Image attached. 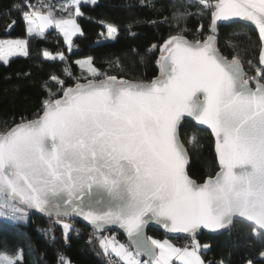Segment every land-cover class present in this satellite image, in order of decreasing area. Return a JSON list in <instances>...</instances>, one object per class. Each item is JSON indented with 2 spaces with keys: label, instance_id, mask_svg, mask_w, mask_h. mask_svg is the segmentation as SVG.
<instances>
[{
  "label": "snow or ice",
  "instance_id": "snow-or-ice-1",
  "mask_svg": "<svg viewBox=\"0 0 264 264\" xmlns=\"http://www.w3.org/2000/svg\"><path fill=\"white\" fill-rule=\"evenodd\" d=\"M198 3L211 13V34L190 42L189 30L177 24L176 34L159 46V76L150 82L118 79L99 72L90 59L78 61L91 77L86 83L64 88L52 77L62 95L49 88L35 119L0 130V213L23 218L25 208H32L49 216H82L96 230L118 225L132 238L135 252L107 237L100 245L123 264H171L173 258L204 264L195 240L189 250L145 238L148 219L175 233L225 229L239 219L255 238L264 239V69L247 76L237 55L230 60L221 55L216 35L218 21L250 22L259 34L264 65V0ZM80 4L68 0L63 10L69 17L60 19L29 0L17 10L29 36L42 37L54 26L71 47L80 32L74 18L82 15ZM116 32L107 25L109 38ZM197 32L203 34L202 26ZM25 45L24 40L0 41V61L28 55ZM43 55L55 59L47 51ZM184 117L206 126L216 140L220 171L202 184L186 172ZM197 132L187 136L189 145L198 144ZM62 227L70 231L68 223ZM140 256L149 259L141 262ZM20 258L0 254V264H17Z\"/></svg>",
  "mask_w": 264,
  "mask_h": 264
},
{
  "label": "trees",
  "instance_id": "trees-1",
  "mask_svg": "<svg viewBox=\"0 0 264 264\" xmlns=\"http://www.w3.org/2000/svg\"><path fill=\"white\" fill-rule=\"evenodd\" d=\"M29 2L36 7L41 3L52 5L51 11L57 15L69 13L60 8L56 0ZM24 3L25 0H0V39H26L28 52L26 56L10 59L8 64H0V130L14 126L13 121L35 119L48 98L49 88L62 95L59 92L61 84L52 77L63 82L64 88L87 82V72L78 65V60L90 58L99 72L115 75L118 79L147 82L158 76L159 46L176 34L177 24L189 30L186 38L192 42L210 34V11L200 10L202 6L198 0H143V6L141 0H97L91 6H81L78 23L82 33L73 37L72 48L68 50L62 36L53 30L42 37H27L23 15L17 10V6ZM107 25L114 26L117 32L113 40L100 42ZM201 26L202 35L197 32ZM217 47L229 60L237 55L243 69L249 65L248 61H252L251 67L260 68V43L250 26L241 23L220 26ZM43 51L63 54L64 60H48ZM248 74L253 77L256 73L250 70ZM194 129L198 130L199 142L192 146L187 136ZM181 140L189 152V177L196 183L213 177L219 167L209 132L186 121L181 128ZM80 226L81 235L75 237L71 231L66 233L62 225L38 215L17 218L0 213V254L19 255L17 264H59V257H63V264H103L100 247L86 236L93 231ZM115 235L125 242L121 235ZM147 235L151 239L165 238L154 228H149ZM195 239L201 246L207 245L202 251L205 264H264V255H261L264 239L255 238L246 223L234 222L228 230L217 234L202 232ZM172 240L186 242L191 239Z\"/></svg>",
  "mask_w": 264,
  "mask_h": 264
},
{
  "label": "water",
  "instance_id": "water-1",
  "mask_svg": "<svg viewBox=\"0 0 264 264\" xmlns=\"http://www.w3.org/2000/svg\"><path fill=\"white\" fill-rule=\"evenodd\" d=\"M232 23H241V24H244V25H247V26L252 27V28L255 30V32H256V34H257V36H258V40H259V43H260V49H261V41H260V38H259L258 31L255 29V26L252 25V24H251L250 22H248V21L241 20V19L236 18V17H233V18H231V19H229V20H221V21H218V22H217V33H216V35H218V28H219L220 26H223V25H230V24H232ZM210 24H211V13H210ZM209 29H210V25H209ZM209 33H210V31H209ZM210 34H211V33H210ZM186 39H187V38H186ZM189 41H190V40H189ZM190 42H192V41H190ZM259 54H260V51H259ZM159 57H160V55H159ZM159 57H158V59H159ZM258 65H259V67H260L261 69H264V65H261L260 62H259V55H258ZM244 72L246 73L247 76H249L246 70H244ZM158 76H159V73H158ZM147 82H150V81H147ZM84 83H86V82H84ZM252 86L255 87V84L253 83ZM73 87H74V86H73ZM186 121L192 122L196 127L200 128V129H204V130H206V131L209 132L210 136H211L212 139H213L215 157H216V161H217V164H218V167H219V170H218L217 172H219V171H220V165H219V163H218L217 155H216V150H215L216 140H215V137L212 136L210 129H208V128H207L206 126H204V125H198V124H197L195 121H193L190 117H184V118H183V121H182V124H183L184 122H186ZM187 166H188V165H187ZM187 166H186V172H187ZM217 172H216V173H217ZM214 177H215V175L213 176V178H214ZM193 181H194V180H193ZM194 182H195V181H194ZM195 183H196V182H195ZM196 184H202V183H196ZM25 211H27L28 213H30V214H32V215H38V216L46 217V218H61V219H62V218H69V219H73V220L79 222L80 224H82V225L88 227L89 229H91V230H93V231H95V232H98V233H103V232H115V233H117V234H119V235H121V236L123 237V239H124L125 242L129 245V247L132 249L133 252H135V250H136L132 238H130V237L127 235V232H126L123 228L119 227L118 225H106V226H104L102 229H100V230H96V229L93 227V225L90 224L87 220H85L82 216H78V215H75V214H71V213H70L68 216H63V215H61V216L57 217L56 215H51V216H49V215L46 214V213H42V212L37 211V210L32 209V208H25ZM235 222H242V221H240L239 219H236ZM243 223H245V222H243ZM246 224H247V223H246ZM231 226H232V225H231ZM231 226H229V227H227V228H225V229H220V230H215V231H213V230H209V229H205V228H200V229L196 230L195 233H175V232H170V231H168V230L165 228V226H164L163 223H160V222H158V221H156V220L148 219V220H147V223H145V225H144V229H143V231H144V236H145V238H148L147 230H148L149 228H154V229H158V230H160V231L164 234L165 238H167V239H177V238H182V239H195V238H196L199 234H201L202 232H203V233H209V234H217V233H220V232H223V231L228 230ZM145 243H147L150 247H152L151 244H150V241H148L147 239H145ZM140 257L143 258L144 260H148V259H149V257H147V256H140Z\"/></svg>",
  "mask_w": 264,
  "mask_h": 264
},
{
  "label": "rangeland",
  "instance_id": "rangeland-1",
  "mask_svg": "<svg viewBox=\"0 0 264 264\" xmlns=\"http://www.w3.org/2000/svg\"><path fill=\"white\" fill-rule=\"evenodd\" d=\"M97 1V0H96ZM56 2H57V4H58V6H60V8H63V5H65L67 2H68V0H56ZM91 5H93L91 2H85V0H81V4H80V8H81V6H91ZM50 6V7H49ZM39 8H40V10L42 11V12H44V13H47L49 10H52V5H47L46 3H41V4H39V6H38ZM81 11V10H80ZM52 12V14H53V16L55 17V18H57V19H60V18H68L69 17V13L68 14H66V15H57L56 13H54V11H51ZM74 12H75V9H72V15L74 16ZM78 17L79 16H75L74 18H75V20H76V23L78 24V26H79V23H78ZM23 20H24V18H23ZM24 24H25V29H26V35H27V37H34V36H29L28 35V33H27V25H26V23H25V21H24ZM79 28H80V26H79ZM51 30H53L54 32H56V33H58V34H60L61 36H62V38H63V41H64V44H65V46L68 48V50H71V48H72V45H71V47H69V45L68 44H66L65 43V38H64V36H63V34L58 30V29H56L54 26H50V27H48V28H46L45 30H44V33L43 34H45L46 32H49V31H51ZM82 33V31H81V28H80V32L79 33H77L76 35H74V36H77V35H80ZM116 34V33H115ZM115 34L111 37V38H109V36H108V33H107V28H106V32H105V35H104V38L102 39V41H100V42H103V41H108V40H113L114 39V36H115ZM73 36V37H74ZM73 37H72V39H73ZM5 40H24V41H26V39H12V38H7V39H0V41H5ZM25 47H26V45H25ZM45 51H43V53H44ZM52 57H55V59H57V58H59V55L60 54H53V53H50V52H48ZM23 56H25V55H16V56H11V57H9V60L10 59H12V58H15V57H23ZM44 56V55H43ZM45 58V57H44ZM55 59H48V60H55ZM88 59H90V58H85V59H81V60H78V61H84V60H88ZM77 61V62H78ZM0 64H4L2 61H0ZM79 65V64H78ZM80 66V65H79ZM246 71H247V73H249L250 72V70H253V69H251V66L250 65H248L246 68H244ZM248 69V70H247ZM85 71H86V69H84ZM255 73H256V71L255 70H253ZM87 72V71H86ZM249 75V74H248ZM249 77H251L250 75H249ZM87 78H91V77H89L88 76V73H87ZM28 215H30V213H28L27 211H25V215L24 216H28ZM43 218H45V219H48V218H46V217H43ZM54 219H57L59 222H57V221H55ZM50 220H52V222L54 223V224H58V225H62V224H64V223H68L69 225H70V231H71V233L73 234V236H75V237H79L80 235H81V232L82 231H80L79 229H78V227L75 225V224H78V225H80V223L79 222H77V221H75V220H73V219H69V218H51ZM93 231V230H92ZM96 233H98V232H95V231H93V232H89L88 234H86V236H87V239L90 241V242H92V243H95L97 246H99L100 247V249H101V251H102V253H103V257L104 258H106V257H109V256H111V257H113V258H116V259H118L119 260V258L118 257H116L115 255H113V254H111L110 252H111V250L109 249V251H108V253L106 254L105 253V250L101 247V245H100V240L102 239V238H105V236H113L115 239H117V237H116V235L115 234H117V233H115V232H103V233H108V234H104V235H102V236H98ZM109 239V238H108ZM110 240V239H109ZM117 240H120V239H117ZM155 240H158V241H161V242H163V241H165V240H167L173 247H174V241L175 240H173L172 241V239L171 240H169V239H167V238H164V239H155ZM193 240H195L198 244H199V242H198V240L197 239H191V240H189V241H184V242H180L181 243V245H182V247H180V249H184V248H188V247H183V246H185V245H187V244H190L191 245V248H192V243H193ZM121 241V240H120ZM190 241H191V243H190ZM122 243H124L125 244V246H127L131 251H132V249L129 247V245L126 243V242H123L122 241ZM199 249H198V255L201 257V259L203 260V257H202V251H204L206 248L204 247V246H201L200 244H199ZM191 248H188L189 250H191ZM156 251H158V250H156ZM133 252V251H132ZM139 258V257H138ZM175 258H173L172 259V261H171V264H173V262L175 261L174 260ZM174 260V261H173ZM204 261V260H203ZM174 264H181V262H180V260L178 261V262H175ZM204 264H205V262H204Z\"/></svg>",
  "mask_w": 264,
  "mask_h": 264
},
{
  "label": "built area",
  "instance_id": "built-area-1",
  "mask_svg": "<svg viewBox=\"0 0 264 264\" xmlns=\"http://www.w3.org/2000/svg\"><path fill=\"white\" fill-rule=\"evenodd\" d=\"M251 69H253V70L256 71V69H255L254 67H251ZM244 70H245V69H244ZM247 70H248V69H247ZM54 220L57 221V222H59L57 219H54ZM75 225L78 227V229H79L80 231H82V228H81L80 225H78V224H75ZM174 246H175V247H178V248L182 247L181 243H180L178 240H175V241H174ZM183 247L191 248V245H190V244H187V245H185V246H183ZM58 261H59V264H63V262H62L63 260H61L60 257H59ZM102 263H103V264H123L122 261H120V260H118V259H116V258H113V257H111V256L104 258Z\"/></svg>",
  "mask_w": 264,
  "mask_h": 264
},
{
  "label": "crops",
  "instance_id": "crops-1",
  "mask_svg": "<svg viewBox=\"0 0 264 264\" xmlns=\"http://www.w3.org/2000/svg\"><path fill=\"white\" fill-rule=\"evenodd\" d=\"M105 28H107V27H105ZM105 237H107V238H109L110 240H114L116 243H118V244H123L124 246H125V244L124 243H122V241H120V240H117V239H115L113 236H105ZM169 240H171V239H169ZM173 241V240H172ZM174 243V242H173ZM190 243H191V241H190ZM129 251H131L127 246H125ZM175 247V246H174ZM176 248H178V247H176ZM111 253V252H110ZM112 254V253H111ZM114 255V254H113ZM139 260H140V258H138ZM175 260V261H174ZM173 261V264L175 263V262H178L179 261V259H174ZM141 261V260H140ZM142 262V261H141ZM123 263V262H122Z\"/></svg>",
  "mask_w": 264,
  "mask_h": 264
},
{
  "label": "bare ground",
  "instance_id": "bare-ground-1",
  "mask_svg": "<svg viewBox=\"0 0 264 264\" xmlns=\"http://www.w3.org/2000/svg\"><path fill=\"white\" fill-rule=\"evenodd\" d=\"M48 219H51V218H48Z\"/></svg>",
  "mask_w": 264,
  "mask_h": 264
}]
</instances>
